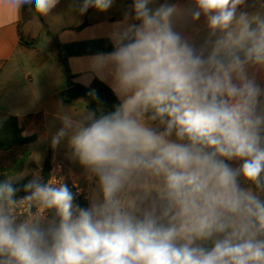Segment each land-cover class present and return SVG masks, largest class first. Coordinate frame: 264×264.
<instances>
[{"label":"clouds","instance_id":"9594fccd","mask_svg":"<svg viewBox=\"0 0 264 264\" xmlns=\"http://www.w3.org/2000/svg\"><path fill=\"white\" fill-rule=\"evenodd\" d=\"M109 39L93 67L118 103L51 139L87 204L57 178L0 182V264H264V0H131Z\"/></svg>","mask_w":264,"mask_h":264},{"label":"crops","instance_id":"0c3cea01","mask_svg":"<svg viewBox=\"0 0 264 264\" xmlns=\"http://www.w3.org/2000/svg\"><path fill=\"white\" fill-rule=\"evenodd\" d=\"M81 3L59 0L42 17L34 5L17 8L11 0H0V112L17 116L24 135L37 136L31 144L0 151V174L28 181L38 172L44 181L41 171L49 159L51 169L60 166L69 181L89 186L79 165L70 159L67 140L55 147L51 143L63 116L76 120L90 109L86 98L65 101L62 97L70 87L66 71L84 88L94 76L109 85L94 70L93 61L112 51L109 34L131 0H115L108 11L89 8L84 14L78 11ZM85 20L83 29H71ZM20 35L30 44H23ZM17 162L18 167L11 169Z\"/></svg>","mask_w":264,"mask_h":264},{"label":"trees","instance_id":"16d2710c","mask_svg":"<svg viewBox=\"0 0 264 264\" xmlns=\"http://www.w3.org/2000/svg\"><path fill=\"white\" fill-rule=\"evenodd\" d=\"M88 22L85 20L78 26L71 27L73 30H81L83 29ZM20 41L23 44H30L23 40L22 36L20 35ZM66 78L68 85H74L75 82L73 81L76 76H72L66 71ZM86 91L89 94V98H87L88 108L90 109H108L111 110L113 105L118 103V100L114 93L112 92L109 85H107L104 81L99 79L98 77L94 76L90 83L89 87H85ZM62 97L65 101H69L64 97V93H62ZM98 98V99H97ZM37 140L36 135L26 136L23 134V129L19 124L18 117L12 115L7 112H0V151L2 150H9L16 146H23L28 145ZM51 172V164L49 159L46 160L44 166L42 168V176L44 180H46ZM27 183L26 180L19 181L16 186L22 188L23 184ZM23 193L22 191L18 194ZM87 201L83 202L81 206H86Z\"/></svg>","mask_w":264,"mask_h":264},{"label":"built area","instance_id":"2783aa9c","mask_svg":"<svg viewBox=\"0 0 264 264\" xmlns=\"http://www.w3.org/2000/svg\"><path fill=\"white\" fill-rule=\"evenodd\" d=\"M50 178H57V179L62 180L65 183H67L68 186L70 188H72L73 192L77 194V203H79L81 205L83 202H86V199H85L86 189L83 186H80L78 184H75V183L69 181L65 177V175L63 174V171H62L60 166L51 169L49 177L46 180H44V181H47ZM18 195L19 196H23L24 193H21V194H18Z\"/></svg>","mask_w":264,"mask_h":264},{"label":"water","instance_id":"95a60500","mask_svg":"<svg viewBox=\"0 0 264 264\" xmlns=\"http://www.w3.org/2000/svg\"><path fill=\"white\" fill-rule=\"evenodd\" d=\"M64 97L70 100L78 99V98H89V94L86 89L80 85L75 84L67 88L64 92Z\"/></svg>","mask_w":264,"mask_h":264},{"label":"rangeland","instance_id":"374dc122","mask_svg":"<svg viewBox=\"0 0 264 264\" xmlns=\"http://www.w3.org/2000/svg\"><path fill=\"white\" fill-rule=\"evenodd\" d=\"M18 165H19V162H17L15 165H12V166H11V169H15V168H17ZM35 175L39 177V173H38V172H37ZM8 177H9V176H8L6 173L2 172V173L0 174V182H3V181L6 180ZM85 189H86V194H87V192H88V190H89V186L85 187Z\"/></svg>","mask_w":264,"mask_h":264}]
</instances>
